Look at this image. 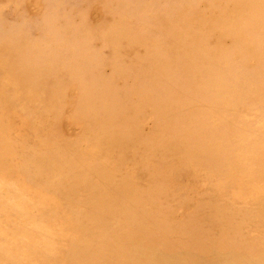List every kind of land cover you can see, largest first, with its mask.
Wrapping results in <instances>:
<instances>
[{"label":"bare ground","instance_id":"obj_1","mask_svg":"<svg viewBox=\"0 0 264 264\" xmlns=\"http://www.w3.org/2000/svg\"><path fill=\"white\" fill-rule=\"evenodd\" d=\"M146 1L109 8L103 41L145 55L106 78L100 9L0 6V264H264V0L138 41Z\"/></svg>","mask_w":264,"mask_h":264},{"label":"rangeland","instance_id":"obj_2","mask_svg":"<svg viewBox=\"0 0 264 264\" xmlns=\"http://www.w3.org/2000/svg\"><path fill=\"white\" fill-rule=\"evenodd\" d=\"M9 1L14 2L15 0H0V6L6 5L5 3H8L5 9H11L12 5H10ZM118 1L119 0H73L72 4V6H80L82 12H86L85 10L88 9V6L89 8L90 6H92V8L94 7L100 9L101 13H103L101 16H99L97 15L96 9H93L88 17L89 32L91 34V48L92 50H94V52L101 54V56L106 59L105 62L107 63L104 68H100V70L95 73L96 75L103 78L115 77L116 67H118V65H120L121 63L123 64V62L125 61L145 55L144 51L132 53V51H130L128 47H123L121 50V48H118L116 45L103 41V36L107 35L110 31V24L117 19V14L119 12L118 9H121V4H119ZM134 1L135 0H132V2ZM148 1L151 2L152 0ZM148 1L146 2L148 3ZM162 1L164 4L159 5L158 10L151 8V10L153 11L150 12L149 16H147L143 21L134 26L131 24V12L126 11L127 15L125 16V20L128 21V23H118V30H122V32H124L125 34H133L139 41L142 38H149L150 36H156L157 33H161L165 25L166 27H168L169 22L171 21V16H174L177 12L185 9H196L198 7L197 0H186L185 6H182V9L176 6H172L171 8H169L168 6H165L167 0ZM142 3L145 4V0H142ZM112 6H114V8L118 12L114 10L115 12L113 11L110 13L108 10L110 7L112 8ZM110 10H113V8ZM172 13L174 15H172ZM168 17L170 18V20L165 23L164 19ZM8 20L14 21L15 18L12 17V15H10L9 13ZM173 20V26H178L177 19L174 18ZM116 84L117 83H115V85Z\"/></svg>","mask_w":264,"mask_h":264}]
</instances>
